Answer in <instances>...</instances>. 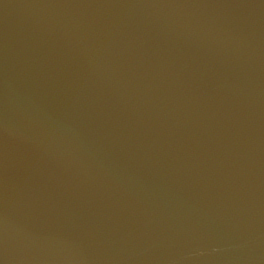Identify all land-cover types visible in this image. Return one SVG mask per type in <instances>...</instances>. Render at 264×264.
Here are the masks:
<instances>
[{"label": "water", "instance_id": "1", "mask_svg": "<svg viewBox=\"0 0 264 264\" xmlns=\"http://www.w3.org/2000/svg\"><path fill=\"white\" fill-rule=\"evenodd\" d=\"M0 264H264V0H0Z\"/></svg>", "mask_w": 264, "mask_h": 264}]
</instances>
